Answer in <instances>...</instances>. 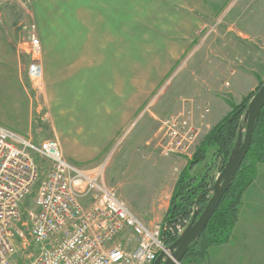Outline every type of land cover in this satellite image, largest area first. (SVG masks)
<instances>
[{
    "label": "rangeland",
    "instance_id": "rangeland-1",
    "mask_svg": "<svg viewBox=\"0 0 264 264\" xmlns=\"http://www.w3.org/2000/svg\"><path fill=\"white\" fill-rule=\"evenodd\" d=\"M247 6V0L1 4L0 124L33 143L56 138L63 156L79 165L106 161V184L134 213L150 219L159 211L149 212L141 199L146 203L159 190L167 191L186 166L180 170L157 147L159 120L183 107L209 106L204 125L195 118V146L181 156L188 160L231 106L258 92L264 82V0H252L248 11ZM31 24L42 48L40 89L27 79L29 57L18 49ZM221 163L222 156L210 148L190 171L192 183L203 179L212 187ZM157 174L161 183L156 186ZM32 198L24 200L25 208L32 207ZM194 209L184 217L192 220ZM23 234L15 264L28 263L39 251ZM122 243L125 248L133 244L126 237Z\"/></svg>",
    "mask_w": 264,
    "mask_h": 264
},
{
    "label": "built area",
    "instance_id": "built-area-1",
    "mask_svg": "<svg viewBox=\"0 0 264 264\" xmlns=\"http://www.w3.org/2000/svg\"><path fill=\"white\" fill-rule=\"evenodd\" d=\"M34 28L29 25L18 49L29 57L27 79L40 89L42 48ZM209 111L207 104H196L160 119L155 137L161 153L188 156L199 135L195 114L204 119ZM105 162L79 165L63 156L56 138L33 143L0 124V264H15L23 231L39 249L26 264H153L158 254L169 255L161 225L144 224L106 184ZM31 194L32 207L25 208ZM190 221L181 218L172 234L178 238ZM125 237L133 242L130 248L122 243Z\"/></svg>",
    "mask_w": 264,
    "mask_h": 264
},
{
    "label": "trees",
    "instance_id": "trees-1",
    "mask_svg": "<svg viewBox=\"0 0 264 264\" xmlns=\"http://www.w3.org/2000/svg\"><path fill=\"white\" fill-rule=\"evenodd\" d=\"M256 93L249 95L240 103L232 105L229 113L204 136L192 156L187 160L185 168L175 183L161 223V238L167 249L177 241V237L172 234L173 225L188 215L193 206L194 213L199 215L211 197V187H206L207 183L203 179L193 184L192 178L189 176L190 171L205 160L206 153L210 148H214L215 152L222 156L219 172L226 170L228 161L241 145L246 117L251 109L250 99ZM259 164H264V104L256 116L248 150L231 185L222 195L217 208L204 228L189 244L187 252L180 262L187 260L204 264L210 246L223 244L231 239L242 206L243 192L255 179Z\"/></svg>",
    "mask_w": 264,
    "mask_h": 264
},
{
    "label": "crops",
    "instance_id": "crops-1",
    "mask_svg": "<svg viewBox=\"0 0 264 264\" xmlns=\"http://www.w3.org/2000/svg\"><path fill=\"white\" fill-rule=\"evenodd\" d=\"M247 1L248 6L246 11L252 8V0ZM249 18H252L251 14ZM252 21H250L251 25L253 23ZM252 32L259 36L260 31L256 30L255 27ZM209 113L205 116V119L207 117L209 118ZM195 116L196 122H199L200 126L204 125V122L208 119L201 122L203 119H198V114H195ZM219 120L220 119L216 120L214 124ZM129 126L130 124L123 127L122 131ZM181 156L182 155H169L167 161L170 162L171 159L172 161L174 160L181 166V170L187 162V159ZM157 177L159 181L157 184L156 181L154 182L156 186L161 183V175L157 174ZM176 178L177 176H175L173 181L168 185L167 191L163 192L159 190L160 192H156L153 198H146V203L141 199L146 206L148 205L147 210L149 212L159 211V213H154V217L150 219L147 216L148 214L143 216L134 213L127 205L126 199L124 201L120 195L119 197L140 220L147 223L146 225L158 224V222L162 221L164 213L167 210ZM163 194H166L165 201H162ZM152 222L155 223L152 224ZM204 264H264V164H259L257 166L255 179L243 192L242 206L239 210L231 239L226 243L210 246Z\"/></svg>",
    "mask_w": 264,
    "mask_h": 264
},
{
    "label": "water",
    "instance_id": "water-1",
    "mask_svg": "<svg viewBox=\"0 0 264 264\" xmlns=\"http://www.w3.org/2000/svg\"><path fill=\"white\" fill-rule=\"evenodd\" d=\"M264 104V82L258 89L256 95L251 99V109L246 119L241 145L234 152L233 157L228 161L226 170L219 172L211 187V197L205 207L198 215L194 213L192 220L184 229L182 234L177 238V241L169 247V255L160 253L153 264H179L184 254L187 252L189 244L204 228L207 221L217 208L222 195L231 185L235 173L237 172L251 141L253 126L256 116Z\"/></svg>",
    "mask_w": 264,
    "mask_h": 264
}]
</instances>
